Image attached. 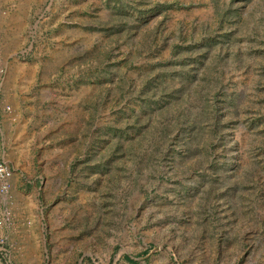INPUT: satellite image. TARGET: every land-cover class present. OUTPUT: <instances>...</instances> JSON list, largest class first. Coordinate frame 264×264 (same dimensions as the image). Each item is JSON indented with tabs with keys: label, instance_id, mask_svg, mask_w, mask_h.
Instances as JSON below:
<instances>
[{
	"label": "rangeland",
	"instance_id": "1",
	"mask_svg": "<svg viewBox=\"0 0 264 264\" xmlns=\"http://www.w3.org/2000/svg\"><path fill=\"white\" fill-rule=\"evenodd\" d=\"M219 1L0 0L13 264H264V0L224 26L221 3L245 1ZM173 44L223 58L218 88L147 95L182 85ZM182 112L190 152L193 121L165 130Z\"/></svg>",
	"mask_w": 264,
	"mask_h": 264
},
{
	"label": "trees",
	"instance_id": "2",
	"mask_svg": "<svg viewBox=\"0 0 264 264\" xmlns=\"http://www.w3.org/2000/svg\"><path fill=\"white\" fill-rule=\"evenodd\" d=\"M244 1H245V4H243V6H239L238 4L233 3V2L231 4L221 3V0H220L219 2L221 3V7H219V13H218L219 14L218 26H224L226 23H230V22L233 23L236 19L240 20L242 15H243V11H244V10H242V9H244L242 7H244V5H246V3L250 2L251 0H244ZM122 4H123V6L125 5V3L123 1H122ZM168 8H169V3L157 2L154 4L153 7H151V10L160 11L163 13V12H168ZM147 10L148 9H143L142 7H138V11L140 13L146 12ZM227 42L229 44L233 43L232 41H227ZM215 45H216V42H214L212 40L208 41L205 44V46L208 47L207 49H209ZM173 46H174V50H175L176 54H178V56L181 57L183 60L182 69L184 70V73H182V74L177 73L175 75L178 78L180 77V79L182 80V85L176 86V85L172 84V82H167V81H164L162 79L163 82H161V83L160 82H156V83L153 82V83H151L152 85H146L145 86V88L147 89V91H146L147 95L154 97V95L157 92H163V93H166L169 97H178V95H180L182 93V90H186L185 92L187 93V95H191L192 90H193V88H191V82L196 84V86L194 88L195 89L194 93L201 92L205 88H206V90H213V89L218 88V86H219L218 84L210 85V82L215 80L216 76L214 75L213 72L217 70L219 64H222L223 58H220V61L217 65H213V66L209 67L205 63V60H207V57H208L207 50L200 49L198 51V53H195L194 55H192V53L190 51L184 50L185 46L183 44H173ZM219 54H220V56L222 55L221 52H219ZM151 90H153V94L151 93ZM218 91L219 90H216L217 94L219 93ZM150 100L153 101L152 98H150ZM229 102L232 105H234V107H236L238 105L236 100L230 99ZM209 105H210V103H206L207 107H209ZM210 106L213 108V111L217 108L215 104L214 105L211 104ZM183 113L184 112L180 113V115L174 116L175 120H173V122H171L173 124L167 123L165 130L167 132L166 135L169 137L170 134L176 130V128L178 130H181L180 125H183V123H182L184 121L183 117L187 116V118H189L190 122L193 121V123L190 124V126L193 127V128H191V131H190L191 138L187 139L185 141V146L188 149V152H190V151H193V148H194L193 144L195 142L194 141L195 136L200 135L199 129H200L201 125L197 121V117H194V119H192L191 115H185L184 116ZM208 118H209V116L207 114H205L204 120L208 119ZM195 119H196V121H195ZM213 124H214L213 131L218 132L220 130V128L218 126V121L213 120ZM154 248H155L154 244L150 245V247L148 249H146L144 252L141 253V256L149 255L153 251ZM125 259L130 263H136L137 262L135 258H133L129 255H125Z\"/></svg>",
	"mask_w": 264,
	"mask_h": 264
},
{
	"label": "built area",
	"instance_id": "3",
	"mask_svg": "<svg viewBox=\"0 0 264 264\" xmlns=\"http://www.w3.org/2000/svg\"><path fill=\"white\" fill-rule=\"evenodd\" d=\"M13 171L6 160L0 159V196L5 200L11 199V178ZM9 212L5 213L4 220L9 219ZM2 219L0 220V224ZM0 264H13L12 256L7 246L6 237H0Z\"/></svg>",
	"mask_w": 264,
	"mask_h": 264
},
{
	"label": "crops",
	"instance_id": "4",
	"mask_svg": "<svg viewBox=\"0 0 264 264\" xmlns=\"http://www.w3.org/2000/svg\"><path fill=\"white\" fill-rule=\"evenodd\" d=\"M4 203H5V201H3V199H1V197H0V220L2 219L3 223L6 221V219L4 220V216H5V212L3 210V208L5 206ZM11 232H12V230H10L9 225L0 226V237H6V236H4V234H9ZM7 245H8V243H7Z\"/></svg>",
	"mask_w": 264,
	"mask_h": 264
}]
</instances>
